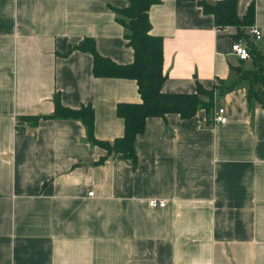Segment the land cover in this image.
<instances>
[{"label":"crops","instance_id":"0c3cea01","mask_svg":"<svg viewBox=\"0 0 264 264\" xmlns=\"http://www.w3.org/2000/svg\"><path fill=\"white\" fill-rule=\"evenodd\" d=\"M200 2L156 0L151 33L164 38L163 90L193 93L197 81L229 86L253 57L233 51L234 26L219 27ZM255 2L264 52V0ZM129 0H0V264H264V107L242 83L219 98L227 122L150 117L137 164L93 145L80 120L24 116L91 104L94 134H124L120 103L140 102L134 79L96 77L94 57L71 45L94 39L100 54L126 64L134 50L112 8ZM90 192H94L90 195ZM152 198L167 201L152 207Z\"/></svg>","mask_w":264,"mask_h":264},{"label":"trees","instance_id":"16d2710c","mask_svg":"<svg viewBox=\"0 0 264 264\" xmlns=\"http://www.w3.org/2000/svg\"><path fill=\"white\" fill-rule=\"evenodd\" d=\"M156 0H129L122 8H112L116 19L125 28L124 37L134 50V60L121 64L99 53L94 39H84L79 44L71 45L63 55H69L79 49L90 52L94 57L93 73L96 77L128 78L136 80L141 96L140 102L120 103L117 114L125 122L124 134L114 140H102L95 136V110L91 104L80 108L65 106L60 93L54 96L55 109L50 115L24 116L32 126L38 125L41 118L80 120L86 127L87 138L93 144L104 148L107 154L100 158V164L110 156L123 158L137 164L136 142L145 131L150 117H165L170 113L180 114L183 118L194 117L200 109H205L208 124H214V113L218 100L228 91L245 83L248 85L249 102H257L264 107V52L247 46L254 60V69L237 68L238 80L225 86L223 80L217 79L212 89L205 88L197 81L193 93H171L163 90L167 73L164 70V38L151 33L152 24L149 10ZM239 0H223L215 3L200 2L207 14H212L219 27L237 28L234 40L247 36V29L254 24L256 6L253 2L244 17L238 14ZM244 61V60H243Z\"/></svg>","mask_w":264,"mask_h":264},{"label":"built area","instance_id":"2783aa9c","mask_svg":"<svg viewBox=\"0 0 264 264\" xmlns=\"http://www.w3.org/2000/svg\"><path fill=\"white\" fill-rule=\"evenodd\" d=\"M216 2L223 0H214ZM249 33L255 36L257 39L262 38V31L256 24H252L248 27ZM232 51L241 59L247 60L252 57V54L249 48L241 43L240 41H235L232 44ZM214 124L226 123L228 118L226 114V108L224 106H217L214 113ZM94 192H90V195H93ZM167 201L164 199L152 198L149 200V205L152 207H164L166 206Z\"/></svg>","mask_w":264,"mask_h":264}]
</instances>
